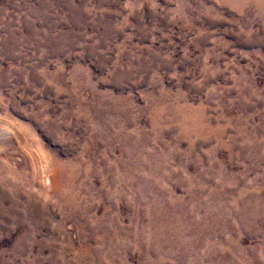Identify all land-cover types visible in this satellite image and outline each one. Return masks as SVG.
<instances>
[{"label":"rangeland","instance_id":"1","mask_svg":"<svg viewBox=\"0 0 264 264\" xmlns=\"http://www.w3.org/2000/svg\"><path fill=\"white\" fill-rule=\"evenodd\" d=\"M0 264H264V0H0Z\"/></svg>","mask_w":264,"mask_h":264}]
</instances>
